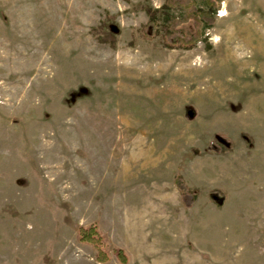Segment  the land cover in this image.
Segmentation results:
<instances>
[{
    "label": "rangeland",
    "instance_id": "obj_1",
    "mask_svg": "<svg viewBox=\"0 0 264 264\" xmlns=\"http://www.w3.org/2000/svg\"><path fill=\"white\" fill-rule=\"evenodd\" d=\"M164 1L0 0V264H264V213L249 206L253 180H237L247 188L237 194L224 173L233 163L242 172L255 155L241 121L230 120L229 101L264 94V85H250L248 67L260 61L264 6L223 0L214 26L184 50L163 46V13L158 36L140 33L142 8ZM215 128L231 150H208ZM253 135L259 143L262 134ZM208 155L234 161L194 176L197 204L183 211L173 179ZM252 163L250 176L264 167ZM212 190L224 207L210 201ZM181 218L188 237L179 234ZM90 225L106 241L104 263L77 239V228Z\"/></svg>",
    "mask_w": 264,
    "mask_h": 264
},
{
    "label": "trees",
    "instance_id": "obj_2",
    "mask_svg": "<svg viewBox=\"0 0 264 264\" xmlns=\"http://www.w3.org/2000/svg\"><path fill=\"white\" fill-rule=\"evenodd\" d=\"M200 1L206 7V10H201L196 7V2ZM223 0H165L159 9L143 7L145 14L148 17L146 24L141 27L140 33L145 39H153L159 34V25L157 23L158 14H164V31L162 35V44L165 48L174 49L181 48L184 50L192 49L195 44L202 39V28L212 27L215 24L214 12ZM172 8H180L184 14L177 18L174 15L166 14V10ZM190 24L192 31L188 34L184 33L182 26ZM99 42L105 43L104 38H98ZM111 47L114 42H110ZM207 50L211 47L206 45ZM242 138L246 144H251L249 136L242 134ZM233 147L231 141L222 134H214L212 140L208 144V150L214 154H222L224 151H229ZM174 185L177 188L182 205L185 208H190L197 195L196 189L189 188L180 175L174 178ZM212 203L217 206H222L224 202L223 194L218 190H212L208 194ZM77 239L81 243H87L96 249L95 260L100 263L107 261L106 241L99 233L95 225L88 227L77 228ZM113 253L121 263H125L127 258L121 249H114Z\"/></svg>",
    "mask_w": 264,
    "mask_h": 264
},
{
    "label": "crops",
    "instance_id": "obj_3",
    "mask_svg": "<svg viewBox=\"0 0 264 264\" xmlns=\"http://www.w3.org/2000/svg\"><path fill=\"white\" fill-rule=\"evenodd\" d=\"M257 3L264 6V0H257ZM225 11H226V6L224 7V12ZM255 44H257L256 49L260 55V61L256 64L251 63L248 67H249V73L251 76L250 77L251 78L250 85L259 86V85H264V34H261L259 36L256 35ZM233 46H234V44H232V47ZM229 48H230V46H229ZM232 50L234 52H240V53L247 51L238 44H235V47H233ZM229 102H230L229 105H230L231 113L236 114V115L230 114L231 115V116L229 115L230 120H234L236 122V120L234 118H231V117L236 116V117H238V120L241 121V128L243 130L241 129L239 131L240 132L239 134H244V133L249 134V136L251 137V149H250V151L252 152V154L255 153V155H253L254 157H252V161L250 163L242 162L240 164V167L245 166V168L243 169L242 172L238 171L239 170L238 167H235V165H233L234 164L233 163V164H231L229 169H226L224 171V173L226 176L229 175V177L231 179L236 181V182H234V184L236 186L235 190H237L236 191L237 194H240L243 189H247L243 186V183H241L240 181H237V180H248V181L253 180V181H251L252 185H253V183H254V185H256L255 182H257L258 184L256 186L253 185L255 188L253 186L251 187L254 189V190L251 189L252 191H254V193H251L252 195L250 196L251 201H250L249 206L251 207V210H257L260 213H264V182H263L264 167L260 168V169L251 168L250 169V172L252 174L251 176H250L249 172L247 171L248 169L246 168L247 166H251V164H253L252 162H256L257 164L259 163L261 166H264V126H263V121H261L262 118L264 117V94H261L260 91L254 92V89H253L250 91V93L241 95L238 100L229 101ZM233 107H235V108L232 109ZM227 110H229V109H227ZM197 117L199 118V112H198ZM252 124H255L253 128H251ZM217 133L221 134L220 130L215 128L214 134H217ZM253 133H256V134L261 133L262 134L260 137V139H261V141L259 142L260 144L258 143L257 138L253 135ZM212 138H211V140H212ZM258 153L260 154V157H255L258 155ZM221 157H223V158H221ZM224 157L225 156H223V155H214V156L208 155L207 157H194L193 159H191L187 162L184 169L179 171V175L183 178L185 184L189 188L194 187L195 189H197L196 188L197 186L191 180L194 178V176L201 175L203 177L204 171L206 170L205 167L208 166L207 165L208 163L211 164V163H214L217 161L221 162L224 165L219 166V167H221L222 169H225L226 167L229 166V162L234 161V160H232L234 158H230V157L224 158ZM233 171H237V173L233 174ZM173 182H174V179H173ZM173 185H174V183H173ZM172 188H173V190H171L170 193L171 194L177 193V196L175 195L176 200H177V197L179 196V192H177L178 191L177 188L175 189V185ZM209 188H210V190L211 189H218V188H213V187H209ZM248 189H250V188H248ZM218 190H220L221 192H225L221 189H218ZM157 197L159 199V202L162 203L163 202L162 194H158ZM170 197L171 196H169V198ZM225 202H227V201H225ZM196 204H197V199L195 200V202L193 203V205L189 209H183V211H192L194 209V207H196ZM209 207H213V206H209ZM223 207H224V205H223ZM183 215H185V213ZM185 221H186L185 218H181L180 222L177 223L179 225L177 228L180 229L179 234L183 235L184 237L185 236L188 237L189 228H188V224ZM262 226L263 225L260 226V230L264 229V227H262ZM172 236H173V232L169 231V235H167V238H169L170 242H174V240H175L174 237H172Z\"/></svg>",
    "mask_w": 264,
    "mask_h": 264
}]
</instances>
